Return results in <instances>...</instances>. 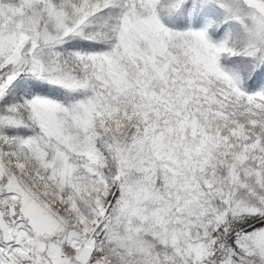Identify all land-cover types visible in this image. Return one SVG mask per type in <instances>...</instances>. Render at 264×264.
<instances>
[{"label":"snow or ice","instance_id":"snow-or-ice-1","mask_svg":"<svg viewBox=\"0 0 264 264\" xmlns=\"http://www.w3.org/2000/svg\"><path fill=\"white\" fill-rule=\"evenodd\" d=\"M0 264H264V0H0Z\"/></svg>","mask_w":264,"mask_h":264}]
</instances>
